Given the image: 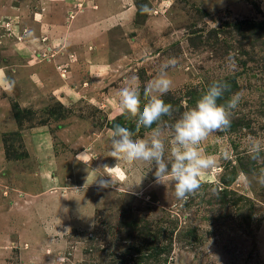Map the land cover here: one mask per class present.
Wrapping results in <instances>:
<instances>
[{"label":"rangeland","instance_id":"374dc122","mask_svg":"<svg viewBox=\"0 0 264 264\" xmlns=\"http://www.w3.org/2000/svg\"><path fill=\"white\" fill-rule=\"evenodd\" d=\"M125 8L132 21L90 40L86 65L56 62L40 83L29 80L34 64L77 47V18L97 14L84 21L96 25ZM45 15L63 27L53 47L45 44L52 45ZM173 57V87L162 98L174 110L165 126L215 80L231 85L218 103L240 94L231 128L201 144L221 170L201 177L187 201L176 199L170 181L156 182L154 166L111 156L115 124L134 138L151 132L120 115L118 91L137 75L143 107L144 89ZM2 66L15 87L0 91L14 125H0V160L8 162L0 165V264H216L214 256L220 264H264V185L253 180L248 188L239 176L264 169L248 152L249 136L264 140V0H0ZM116 163L106 173L111 187L91 184V170Z\"/></svg>","mask_w":264,"mask_h":264},{"label":"clouds","instance_id":"9594fccd","mask_svg":"<svg viewBox=\"0 0 264 264\" xmlns=\"http://www.w3.org/2000/svg\"><path fill=\"white\" fill-rule=\"evenodd\" d=\"M143 9L146 11L147 7L143 6ZM228 61L229 66L235 68V60L231 54ZM176 64L177 60L174 57L166 58L161 64L156 78L144 89V95L150 96V99L143 107L137 75L130 76L125 86L118 91L117 110L120 115L135 118L137 129L143 126L151 129V132L147 139L134 138V132L128 127L115 124L111 129V156L116 161L123 160L129 164L136 161L144 162L149 165V170L154 166L153 175L156 182L170 181L169 187L174 189L176 199L187 201L201 189V177L209 171L221 170L217 156L205 153L201 144L217 132L231 128L232 113L238 106L240 94H233L224 103H218L225 93L230 91L231 85L226 80H215L196 101L195 107L185 111L174 124L165 126L162 118L172 116L174 109L173 105L166 103L162 97L173 87L167 69ZM14 87L15 81L7 75L4 68H0V88L12 91ZM166 136L170 137L171 141L170 159L165 157ZM248 141L250 158L253 161L264 162V140L249 136ZM223 155L225 159L234 158V153L229 150H225ZM116 167L117 163L114 167L103 164L91 170L93 173L91 184L95 183L99 189L111 187L113 182L106 173H110ZM239 176L248 188H251L253 180L264 185V169L253 177H249L244 171H241ZM214 258L216 264H220L219 257Z\"/></svg>","mask_w":264,"mask_h":264},{"label":"crops","instance_id":"0c3cea01","mask_svg":"<svg viewBox=\"0 0 264 264\" xmlns=\"http://www.w3.org/2000/svg\"><path fill=\"white\" fill-rule=\"evenodd\" d=\"M96 15L92 14V15L80 16L79 18H77L72 27L73 37L71 38L72 42H75L76 44L78 43L77 47L73 50V52L70 51L68 54L61 53V52H60L61 54H58L59 52H57V54L54 56L52 60L46 61L44 63L39 62V63L34 64L31 76H29V80L31 79L33 82L40 83L39 82L40 79L43 78L44 80V77L48 75V73L51 71L52 66L55 67L56 62L58 63H61L63 61L69 62L71 65L74 66V69L78 70L77 68L80 67V63L81 64L83 63L84 65H86V62L90 61L91 53H89L87 49L85 48V46L90 44V40H92V42H94L95 40L98 41L101 37V32H104L107 26H113L115 24L121 25L122 23L128 24L132 21V16H133L132 10L130 8L129 9L125 8L123 10H120L119 13L114 14L112 17L104 18V19L100 18L101 20L98 21V24L96 25L95 24L94 25L90 24L88 26L84 25V21H89L93 19L94 17H96ZM45 17H46V24L44 23V26H41V27L46 30L44 32L48 33V38L51 40V43H52L53 41L52 39H54V35H56L57 33H63L62 32L63 27L61 26V29H58L57 22H55V24H52L54 22V15H51V17L49 15H45ZM43 20H45V18ZM45 44H46V47L47 46L53 47V43L51 45L50 43L45 42ZM69 56H73V60H71ZM18 67L19 68H15L16 71H19L22 69V67L20 66ZM0 68H4L5 70L7 69L6 66H2ZM0 91H4V89L0 88ZM0 102H3V101H0ZM1 107L2 105H0V125L1 127L4 126V123L7 120L8 122L7 128L13 129L14 125H13L12 119H10L9 117L7 118L5 116L6 113L4 112V109ZM0 159H1V156H0ZM1 164L2 166H5L6 164H8V162L4 160L2 162L0 160V165Z\"/></svg>","mask_w":264,"mask_h":264}]
</instances>
